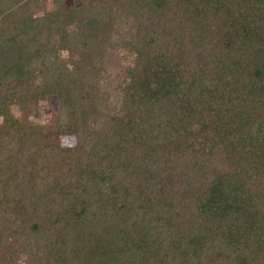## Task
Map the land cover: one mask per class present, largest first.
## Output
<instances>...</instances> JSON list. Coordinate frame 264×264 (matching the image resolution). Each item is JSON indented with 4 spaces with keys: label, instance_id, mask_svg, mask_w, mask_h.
<instances>
[{
    "label": "trees",
    "instance_id": "trees-1",
    "mask_svg": "<svg viewBox=\"0 0 264 264\" xmlns=\"http://www.w3.org/2000/svg\"><path fill=\"white\" fill-rule=\"evenodd\" d=\"M10 1L0 259L264 264V0ZM47 94L75 145L12 115Z\"/></svg>",
    "mask_w": 264,
    "mask_h": 264
},
{
    "label": "rangeland",
    "instance_id": "rangeland-1",
    "mask_svg": "<svg viewBox=\"0 0 264 264\" xmlns=\"http://www.w3.org/2000/svg\"><path fill=\"white\" fill-rule=\"evenodd\" d=\"M23 1L28 0H13L9 2V8L14 6L16 3H20ZM62 2L65 5L72 4L73 0H62ZM6 4V2L4 3ZM2 3V0H0V17L2 18V13L5 12L3 10L4 6H8V3L4 5ZM29 7L34 11L35 14H42L44 10L52 9L54 8L55 4L53 0H29L28 2ZM74 26H68V29L73 28ZM57 38V36L55 37ZM56 44H58V41H55ZM58 55L60 57H66L67 52L65 49L60 48L58 50ZM110 59L114 60V56L110 54ZM40 60L39 59H33L29 66V70L32 72L36 69V67L39 65ZM34 84L40 85L42 84V79L40 76H36L34 78ZM10 111L14 118L17 119V124H23L26 128L27 126H33L37 128L42 129V133L47 138H52L60 142L62 146H73L75 145V136L73 134H64V133H58L57 130L53 127L57 126L60 122V119H62V112L59 107V103L57 98L52 94H47L44 98H40L36 100L35 102H27L23 101L18 104L10 105ZM2 119L0 117V123ZM12 129V136L16 137L17 140L13 143L17 144L19 146L18 142H21L24 140V134L22 135V131L20 128V131L15 132L16 130L14 127H10ZM9 126H1L0 125V131L3 132V135L5 136V140L10 138L11 135H9ZM26 128L24 130H26ZM26 136V135H25ZM17 146V147H18ZM39 163V160L37 161V164ZM25 260L24 253L21 250H18L12 259V263L16 264L15 262H18L22 264ZM15 261V262H14ZM10 261L6 260L1 257L0 264H11Z\"/></svg>",
    "mask_w": 264,
    "mask_h": 264
}]
</instances>
